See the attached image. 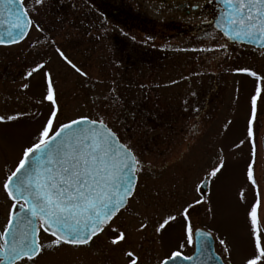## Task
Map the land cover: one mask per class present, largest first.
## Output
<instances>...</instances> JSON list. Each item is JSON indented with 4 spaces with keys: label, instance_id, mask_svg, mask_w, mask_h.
Listing matches in <instances>:
<instances>
[{
    "label": "rangeland",
    "instance_id": "374dc122",
    "mask_svg": "<svg viewBox=\"0 0 264 264\" xmlns=\"http://www.w3.org/2000/svg\"><path fill=\"white\" fill-rule=\"evenodd\" d=\"M102 1L45 0L31 14L44 31L33 27L22 43L0 47V115L23 114L0 123V178L15 168L22 148L49 116L43 75L48 72L59 109L55 126L115 110L119 119L112 116L109 126L122 141L131 139L143 163L136 194L95 239L106 246L107 264L191 252L193 247H180V213L189 204L193 228L207 230L215 249L234 263L245 262L257 254L248 216L254 204L264 247V49L226 40L210 23L214 12L208 0H121V15ZM26 4L31 8L34 0ZM57 47L87 75L72 69ZM37 63L45 67L29 76ZM244 68L257 75L237 71ZM132 84V102L144 111L138 119L125 117L121 99L111 100L114 89ZM221 160V172L209 176ZM249 164L255 183L248 179ZM204 178L209 182L203 192ZM0 211L3 215L4 207ZM168 215L177 219L157 232ZM113 228L126 236L117 245L110 243Z\"/></svg>",
    "mask_w": 264,
    "mask_h": 264
},
{
    "label": "snow or ice",
    "instance_id": "6c2138e0",
    "mask_svg": "<svg viewBox=\"0 0 264 264\" xmlns=\"http://www.w3.org/2000/svg\"><path fill=\"white\" fill-rule=\"evenodd\" d=\"M44 4L45 0H34V6L29 8L26 0H0V28H4L0 32V45L19 42L33 27L43 32L31 14L37 12L36 6ZM219 4L221 7L214 23L225 37L264 47V0H219ZM56 52L81 76L87 75L59 47ZM44 67L43 63H37L28 75ZM237 71L257 75L246 68ZM43 75L46 81L44 100L50 102L49 116L37 130L33 141L22 148L15 168L10 169L2 181V189L11 204L6 224L0 230V264H35L37 258L48 250L90 246L93 238H98L106 227L111 226L112 218L136 194L138 173L143 170V163L133 150L131 139L122 141L117 131L109 126L113 122L112 116L119 119L115 110L112 115L107 112L95 118L81 115L55 126L59 109L54 99L53 83L50 73L44 72ZM23 87L28 88L29 85ZM256 102L254 95L251 98L253 118ZM21 115H0V123L15 121ZM251 124L250 119V137L253 135ZM222 167L221 160L208 175L216 177ZM248 179L255 183L251 164L248 166ZM191 207L193 205L189 204L180 213L184 219V241L180 247L185 244L193 247L195 254L182 256L180 251H173L160 264L181 256L189 264H199L200 255L207 253L210 233L193 228L186 215ZM248 216L257 254L246 259L244 264H257L264 257V248L258 231L256 204ZM176 219V216L168 215L158 224L156 231ZM112 231L117 232L110 239L112 245L126 239L123 231L115 228ZM42 233L50 237L47 244L41 242ZM219 243L225 245L223 239ZM224 251L229 249L225 246ZM126 255L131 257L133 253ZM131 264H136V260L133 259Z\"/></svg>",
    "mask_w": 264,
    "mask_h": 264
},
{
    "label": "flooded vegetation",
    "instance_id": "af4514ba",
    "mask_svg": "<svg viewBox=\"0 0 264 264\" xmlns=\"http://www.w3.org/2000/svg\"><path fill=\"white\" fill-rule=\"evenodd\" d=\"M120 1L121 0H103L102 3L106 7H111L114 10V14L121 15L123 12V7H122V4H120ZM208 1L212 5L210 8L212 10H214L217 7V6L215 7V5H216L215 1L214 0H208ZM179 5H183V3H179ZM27 35H26V37H27ZM26 37H25V39H26ZM23 41L24 40H22L21 42H19L17 44H20ZM17 44H13V45H9V46H0V47L5 48V47L14 46ZM9 170L10 169H8L6 171V173L2 176V178H0V203H1L0 209H1V207H4V214L3 215L1 214V211H0V230H2L4 225L6 224L8 209H9V206L11 204V201L8 200L6 193H4V191L2 189V181L5 178V176L7 175ZM121 212H122V210H120L112 218V220L110 221V224L121 214ZM196 228H201V227H196ZM106 230H107V227L105 228V230L102 233H104ZM112 233H113V235L117 234L114 231H112ZM49 239H50V237H45L43 233L41 234V242L42 243L47 244ZM93 239H94V242L91 243L90 246H88V247L73 249V248H69L67 246H64V247H61L58 249L45 251L40 257L37 258V260L35 261V264H86V260H89V263H91V264H107V249H106L105 244L102 242H96L95 237ZM213 247H214L215 253H217L220 256L223 264H237V263H234L231 258H228L226 256L227 255L226 253L218 252L215 249L214 243H213ZM92 248L96 251V253L92 254V251H91ZM193 249L191 252H189L187 254H182V253L181 254L182 255H190L193 252ZM169 256L164 257V259H166ZM82 258H85V260L83 261ZM164 259L161 258L160 260L154 261V262H148V261L139 262L138 264H140V263L159 264ZM239 264H244V262H241ZM257 264H264V259H261L260 261H258Z\"/></svg>",
    "mask_w": 264,
    "mask_h": 264
},
{
    "label": "water",
    "instance_id": "95a60500",
    "mask_svg": "<svg viewBox=\"0 0 264 264\" xmlns=\"http://www.w3.org/2000/svg\"><path fill=\"white\" fill-rule=\"evenodd\" d=\"M216 3L219 4V0H215ZM220 7L221 5L219 4V9H218V12L217 14L211 19V23L213 25V27L219 31L222 35L223 33L216 27L214 21L215 19L217 18L218 14H219V10H220ZM193 9L195 8V6L192 7ZM4 31V28H0V32H3ZM28 33V32H27ZM26 33V34H27ZM26 36V35H25ZM24 36V37H25ZM224 36V35H223ZM24 37L22 39L19 40L22 41L24 39ZM225 37V36H224ZM229 42H233V43H237V44H246V45H250V46H253L255 48H264L262 47L261 45L259 44H251L249 43L248 41H232V40H229L227 37H225ZM18 43V42H17ZM15 44V43H14ZM262 151H263V157H264V135H263V138H262ZM207 183H208V179L205 178L202 182H201V188L202 189H206V186H207ZM196 229H199L203 232H206V233H209L207 232L206 230L202 229V228H196ZM199 239V238H198ZM213 243H214V240L210 234V237L208 239V244L210 245V247L208 248L207 250V253L204 254V255H200L199 257V264H223L222 261H221V258L220 256L215 253L214 251V247H213ZM198 246V245H197ZM195 254V251H193V253L191 255H194ZM183 256V255H182ZM182 256L181 257H178V258H173L171 260H167L166 261V264H189L188 261H185L182 259ZM165 260V259H164ZM141 264H148V263H141ZM160 264V263H159Z\"/></svg>",
    "mask_w": 264,
    "mask_h": 264
},
{
    "label": "trees",
    "instance_id": "16d2710c",
    "mask_svg": "<svg viewBox=\"0 0 264 264\" xmlns=\"http://www.w3.org/2000/svg\"><path fill=\"white\" fill-rule=\"evenodd\" d=\"M130 86V85H129ZM127 87V89L122 90V91H117V89L113 90V95L111 97V100L115 101V100H120L121 102L124 104V109L125 110V117L127 118H131L132 116H134V118L138 119L139 115H144V112L142 110V108L140 107L139 103H137L138 105H136V107L134 106L135 104L132 102V97H133V93H135L134 91V84H132V87ZM127 91L126 93H123ZM142 113V114H141Z\"/></svg>",
    "mask_w": 264,
    "mask_h": 264
}]
</instances>
